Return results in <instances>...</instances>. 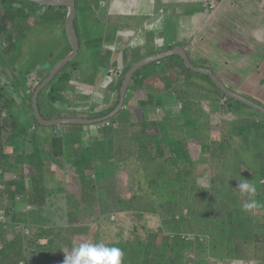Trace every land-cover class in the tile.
I'll use <instances>...</instances> for the list:
<instances>
[{
    "label": "trees",
    "instance_id": "1",
    "mask_svg": "<svg viewBox=\"0 0 264 264\" xmlns=\"http://www.w3.org/2000/svg\"><path fill=\"white\" fill-rule=\"evenodd\" d=\"M67 12L65 6L0 0V74L8 76L15 68L30 23L62 25L65 31ZM75 29L80 40L77 22ZM67 41L53 66L71 51ZM186 52L190 56L188 49ZM77 60L65 65L40 92L39 107L46 119L64 116L52 106L64 101L71 79L66 70ZM192 62L210 68L208 62ZM122 81L111 107L66 116L96 118L111 113L119 102ZM35 88L28 96L27 121L20 119L14 110L16 100L0 84V212L5 213V221L19 225L15 237L8 239L5 222L0 221V264H63L73 245L80 243L121 249V264H224L240 260L264 264V113L261 116L259 110L227 95L210 76L193 71L180 55H173L138 70L131 79L124 108L112 118L93 123L99 127V140L85 142L81 155L66 159L58 134L43 144L39 140L36 127L43 125L33 110ZM166 96L181 106L178 114H159ZM41 97L53 109L50 114L43 112ZM203 112L238 124L232 125L230 132L225 131V123H221L225 128H214L209 118L203 123L197 120ZM62 126L73 128V137H82L86 127ZM231 136L242 137L241 142L236 143ZM25 144H32L31 159ZM242 152L253 154L252 165L242 158ZM203 153L207 164L201 167ZM112 165L113 170H109ZM48 175L53 187L46 185ZM236 180L248 182L255 192H241ZM54 194L65 198L68 224L58 227L38 216L26 233L33 217L25 208L45 207ZM247 204L253 207L247 208ZM123 212L157 214L161 224L145 234L134 231L132 237L106 240L101 217ZM192 250L203 253L193 256Z\"/></svg>",
    "mask_w": 264,
    "mask_h": 264
},
{
    "label": "crops",
    "instance_id": "2",
    "mask_svg": "<svg viewBox=\"0 0 264 264\" xmlns=\"http://www.w3.org/2000/svg\"><path fill=\"white\" fill-rule=\"evenodd\" d=\"M91 1L96 3L92 5ZM156 1L85 0L84 5L78 4L76 22L80 33V51L77 63L66 70L71 74V79L65 89V96L69 101L75 97L81 101L78 112L92 114L111 107L115 103L116 88L120 80L124 79L126 68L146 56L174 46H182L184 49L187 47L192 60L198 63L208 62L209 67L230 88L264 105V37L261 36L264 33V0H213L211 7L209 3L212 0H159L157 3ZM168 5L172 9L174 7L175 14L170 15L166 11ZM260 13H263L260 20H256L255 17ZM170 16L177 23L176 26L181 27V35H177L176 38L174 34L169 37L165 35V24H168ZM184 17L187 19H183ZM191 20L195 25L188 24ZM41 26H45L44 29L49 28L46 25ZM38 27L37 33L42 31V28ZM54 27L59 28L63 33L60 36L66 38V30L64 31L62 25ZM27 34L28 32L26 39ZM26 39L21 41L20 51ZM45 41L37 42V47ZM188 41L191 43L185 46ZM67 42V38L64 41L60 39V52L66 47ZM37 47L35 52L42 50L41 47L39 49ZM46 62L29 60L22 56L18 58L15 68L9 70L8 76L0 74V84H4L5 91L16 100L20 108L23 107L18 113L22 120H30V112L27 109L28 96L40 79L47 76L56 61L53 64ZM48 64H52L50 69ZM114 74L117 76L116 79L112 77ZM174 100L171 96H166L163 100L164 110L159 114L165 112L171 115L178 114L181 106ZM91 102L92 106L89 105ZM24 112L27 114L25 117L21 116L25 114ZM43 112L51 113L46 110ZM236 123V120L228 119L226 131L230 132L232 125ZM237 129L240 132L239 127ZM36 131L42 144L44 141L52 140L55 134L62 137L63 154L66 159L81 155L82 144L88 143L89 140L96 142L100 137L99 127L93 124L83 127L82 137H73V128L62 125L57 128H52L51 125L41 128L37 126ZM233 138L236 143H240L242 137ZM261 145L264 150V141ZM31 146L32 144H25L24 148H28V159L33 157ZM104 169L105 166L100 167V172ZM110 169L113 170V165L109 167ZM46 185L53 187L51 175L47 176ZM58 207L66 209L62 194L51 195L45 207L27 206L25 211L33 217L31 220L33 225L38 216L49 220L48 209ZM0 214L5 219V213Z\"/></svg>",
    "mask_w": 264,
    "mask_h": 264
},
{
    "label": "rangeland",
    "instance_id": "3",
    "mask_svg": "<svg viewBox=\"0 0 264 264\" xmlns=\"http://www.w3.org/2000/svg\"><path fill=\"white\" fill-rule=\"evenodd\" d=\"M84 1L85 0H77V3L82 6L85 3ZM157 1L159 2V0H157ZM157 1H156V3H157ZM212 2H214V1L212 0ZM90 3L93 5L96 2L91 1ZM166 11H168L170 13V15H171V13L175 14V12H176L174 10V7L172 9V8H170V6L168 9L166 8ZM177 13H179V12H177ZM262 14L263 13H260L259 16H256L255 17L256 20H260V17ZM166 18H167V16H166ZM242 18L243 17H241V19ZM183 19H187V17H184ZM249 19H251V18H249ZM179 20H182V19H179ZM232 20H234V19H232ZM183 23L187 26V23H185L184 21H183ZM189 23L191 25H193L194 21L193 20L188 21V24ZM176 24L177 23L174 22L172 17L170 16V18H168V24H165V35H166V37H169L172 34H174V38H176V37H178L177 35H181L180 34L181 33V27H177ZM38 26H40L42 28V31L37 33V31L39 30V29H37V28H39ZM44 27L45 26L38 25L37 23H30L29 24V28L26 31V32H28L27 39H26V35H25L24 38L26 39V41L23 42V45H22L23 47L20 51L18 58L24 56L29 60H34V61L38 60L39 62L40 61H43V62L47 61L46 64L50 63V62H52V64H53L55 61L58 60L59 54H60L59 48H61V45L59 43L60 39H63V41H64V39H66V38H63L60 36V34L63 35V33L59 31V28H55L53 26V28L52 27H49V28L46 27V29H44ZM56 27H58V26H56ZM110 36H111V34H109V37ZM261 36L264 37V33H262ZM41 40H44V41L46 40V41L41 42V44H39V46L37 47V42H40ZM189 42L190 41H188L185 44V46H187V44ZM35 46L37 47V49H39V47H41L42 50H40L39 52H35L36 51ZM52 64H50V65L48 64L49 69H50V67H52L51 66ZM35 66L36 65H34L33 68H35ZM198 66H200V65H198ZM50 71H51V69H50ZM50 71L48 72V74L50 73ZM112 77L115 79L117 78V76L115 74ZM199 79H201V78H199ZM43 80L39 81L37 84H39ZM48 90H49V88H47V90L45 92H47ZM65 93H66V91H65ZM172 99H173V97H172ZM59 102H64V103L60 104L57 102L56 106L54 105L55 108L53 106H52V108L55 111L59 112L60 114L64 115L63 117H65L66 115H70L72 113H76L77 111L80 110V108H79L80 104L79 103H81V101L79 100L78 97H75V99H72V101H69V99H67L66 96H64V101H59ZM40 104H41L42 110H44V111L46 110V112L47 111L53 112V109L51 108L50 104L48 103V101L44 97L43 98L41 97V103ZM89 105L92 106L93 102H91ZM21 109H23V107L20 108L19 104H14V110L17 113H20ZM27 109L30 112V108H27ZM25 110H26V108H25ZM259 114L261 116H263V114L261 112ZM26 115H27L26 113L21 114V116H23V117H25ZM122 116L118 115L117 118H121ZM215 116H217L218 118L214 117L213 115H210V117H209V115H207L206 113L203 112V115L200 117H197V120L200 121L201 123H203V122H206L207 118H209L211 121L212 127L222 129L223 126L221 125V123L227 124L228 119H230L228 117H220L219 118L218 114H215ZM218 119L221 121L220 124L216 123V121ZM43 126H46V125H43ZM38 127L41 128L42 126L38 125ZM31 128L34 129V125H31ZM231 138H232V136H231ZM233 139L234 138H232V140ZM196 153L198 154L197 151H196ZM242 158H244L245 161L248 162L250 165H252L254 163V157H253V154L251 152H244L242 154ZM231 163H232V161L230 162V164ZM206 164H207V156L205 153H203V155L201 154L200 166L204 167ZM236 181H237V183H239L241 180H236ZM28 207L31 208L32 206L28 205ZM61 208L62 207L48 209V214H50V219H49L50 224L56 225L58 227H63V226H65L64 224H66V223L68 224L67 213L65 212L66 209L65 208L61 209ZM110 217H108L106 215H103L101 217L102 222H103L102 226H101V231L103 232V237L106 240H113V239L115 240L118 238L120 239V238L132 237L135 235L134 231H137V233L145 234L146 230L156 229L161 224V220H160L159 216L157 214H153V213H146V214L140 215V214H136L135 212H123V213H115V214L111 215ZM2 222H5L6 233H7L8 239L11 236H12V238H14L18 232V226L19 225L15 224V222L10 223L12 221H10V222L5 221V219ZM33 226H34V224H33ZM30 228H32V225L26 227L25 232L27 233L30 230ZM8 233H9L10 237H9ZM13 235H14V237H13ZM199 252L203 253L202 251L192 250L191 255H193V256L198 255V254H200ZM213 262L215 264V261H213ZM224 264H258V263L255 260H248V261L240 260V261L226 262Z\"/></svg>",
    "mask_w": 264,
    "mask_h": 264
},
{
    "label": "water",
    "instance_id": "4",
    "mask_svg": "<svg viewBox=\"0 0 264 264\" xmlns=\"http://www.w3.org/2000/svg\"><path fill=\"white\" fill-rule=\"evenodd\" d=\"M35 3L45 5V6H65L67 8V17L65 21V30L67 38L72 46L71 51L62 59H60L51 69L50 73L44 78L42 82L36 85V88L33 93L32 97V105L34 114L42 125H62V124H81V125H89L93 123L102 122L104 120H107L109 118L114 117L119 111H121L125 106V99L126 94L131 82V79L135 75V73L143 68L144 66L155 62L160 61L163 58L172 56V55H180L185 63V65L192 69L195 72H199L202 74H206L210 76L213 81L216 83V85L227 95L232 96L249 106L255 108L256 110H259L260 112L264 113V105L259 104L258 102L244 96L243 94L237 92L236 90L230 88L211 68L208 67H201L195 65L190 56L187 54L186 50L182 46H175L173 48H170L168 50L152 54L149 56H146L137 62H135L127 71V73L124 76V79L122 81L121 90H120V98L117 106L115 109L101 117H82V116H76V117H58L53 119H46L39 107V94L40 92L46 88L53 79L59 74V72L62 70V68L67 65L70 61L76 59L78 57L79 51H80V42L79 38L75 29V22L78 15V7L76 0H31ZM0 42H1V33H0Z\"/></svg>",
    "mask_w": 264,
    "mask_h": 264
},
{
    "label": "clouds",
    "instance_id": "5",
    "mask_svg": "<svg viewBox=\"0 0 264 264\" xmlns=\"http://www.w3.org/2000/svg\"><path fill=\"white\" fill-rule=\"evenodd\" d=\"M238 189L244 193H254L255 188L246 181H240ZM247 208L253 207L247 204ZM122 251L102 243H80L73 245L70 253L65 255L63 264H121Z\"/></svg>",
    "mask_w": 264,
    "mask_h": 264
},
{
    "label": "built area",
    "instance_id": "6",
    "mask_svg": "<svg viewBox=\"0 0 264 264\" xmlns=\"http://www.w3.org/2000/svg\"><path fill=\"white\" fill-rule=\"evenodd\" d=\"M212 4H213V2L212 1H210V3H209V7H211L212 6ZM106 124L107 125H110V122L109 121H107L106 122ZM4 219V216L2 215V214H0V221H2ZM22 264H23V262H22Z\"/></svg>",
    "mask_w": 264,
    "mask_h": 264
}]
</instances>
